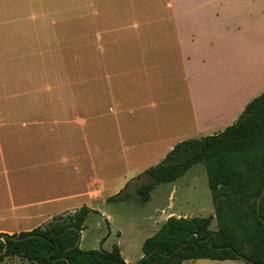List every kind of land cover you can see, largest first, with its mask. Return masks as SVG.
I'll use <instances>...</instances> for the list:
<instances>
[{"label": "crops", "instance_id": "1", "mask_svg": "<svg viewBox=\"0 0 264 264\" xmlns=\"http://www.w3.org/2000/svg\"><path fill=\"white\" fill-rule=\"evenodd\" d=\"M248 3L0 0V232L82 206L106 217L108 184L121 191L176 142L232 124L264 92V0L253 19ZM258 25L251 81L204 123L201 104Z\"/></svg>", "mask_w": 264, "mask_h": 264}, {"label": "trees", "instance_id": "2", "mask_svg": "<svg viewBox=\"0 0 264 264\" xmlns=\"http://www.w3.org/2000/svg\"><path fill=\"white\" fill-rule=\"evenodd\" d=\"M197 163L206 166L214 214L169 216L144 240L143 257L135 264H182L197 259L264 264V195L260 214L257 209L264 187V92L252 98L223 130L177 142L164 161L143 172L152 180L136 191L146 202L159 183L175 181ZM129 196L121 190L108 200L125 201ZM91 213L99 211L82 206L32 230L6 234L5 240L0 233V264L12 255L38 264H128L118 245L110 250L75 246ZM214 219L215 230L211 228Z\"/></svg>", "mask_w": 264, "mask_h": 264}, {"label": "rangeland", "instance_id": "3", "mask_svg": "<svg viewBox=\"0 0 264 264\" xmlns=\"http://www.w3.org/2000/svg\"><path fill=\"white\" fill-rule=\"evenodd\" d=\"M66 2L67 4L71 3L72 6L77 4V0H66ZM57 3H60V0H57ZM248 4L249 18L253 19L258 11L260 13V0H249ZM249 33L250 39L252 40L251 44L235 49L236 54H234L232 61V75L229 73L227 78L221 79L223 84L217 83L216 79L214 86L216 89L213 88L207 96L208 100L201 104L200 115L204 123L211 122L213 120L212 118H215L217 114H223V111L226 109V104L230 101V97L244 88L242 84L245 85V81H251V78H249L250 75L246 72V68L252 67L256 70L257 62H260V25L255 26ZM225 83L227 85L222 87ZM162 161L153 160L149 164L153 166ZM143 172L136 173L133 178L128 180L127 183L129 185L122 189L130 195L125 201H107L110 196L119 192L113 190L114 186L107 185L108 187H106L104 194L105 203L97 207L101 212H104L106 217H103L100 213H91L88 216L86 228L82 230L81 248H104L110 250L114 245H118L128 264H135L143 257L144 240L153 235L171 213H174L173 215L175 216L179 214L180 216L186 215V217L209 216L214 214V203L204 163L195 164L175 181L159 183L153 190L150 200L146 202L142 201L136 191V188L140 184L152 180L150 176L143 174ZM121 177L117 174L111 175L105 172L107 181ZM5 224L8 227L11 226L8 222ZM5 224L1 225L0 222V228L4 227ZM211 228L214 230L217 229L215 219L211 224ZM2 264L38 263L29 261L21 256L12 255L8 256ZM183 264L247 263L242 259H197L186 261Z\"/></svg>", "mask_w": 264, "mask_h": 264}, {"label": "water", "instance_id": "4", "mask_svg": "<svg viewBox=\"0 0 264 264\" xmlns=\"http://www.w3.org/2000/svg\"><path fill=\"white\" fill-rule=\"evenodd\" d=\"M263 195H264V187H263L262 194L260 195V197L258 198V201H257V209H258V213H259V214H260V203H261V199H262ZM263 221H264V219H263ZM10 235H11V234H10ZM12 237H13V238H18V239H19V237H16V236H12ZM5 238H6V233H3V239L5 240ZM80 240H81V238H80L79 240H77L75 246L80 245Z\"/></svg>", "mask_w": 264, "mask_h": 264}]
</instances>
